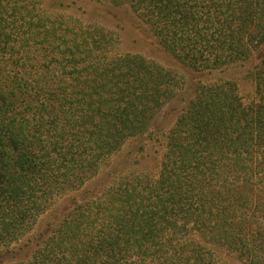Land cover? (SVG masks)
Returning a JSON list of instances; mask_svg holds the SVG:
<instances>
[{"label":"trees","instance_id":"1","mask_svg":"<svg viewBox=\"0 0 264 264\" xmlns=\"http://www.w3.org/2000/svg\"><path fill=\"white\" fill-rule=\"evenodd\" d=\"M96 1L127 6L191 69L258 61L253 95L246 102L229 82L198 91L166 137L157 177L114 174L104 194L71 202L18 264H217L193 233L264 264V0ZM41 3L0 0V248L148 131L170 77L133 58L125 73L107 71L114 89L92 86L82 66L75 83V29Z\"/></svg>","mask_w":264,"mask_h":264},{"label":"rangeland","instance_id":"2","mask_svg":"<svg viewBox=\"0 0 264 264\" xmlns=\"http://www.w3.org/2000/svg\"><path fill=\"white\" fill-rule=\"evenodd\" d=\"M41 9L52 19H62L65 28L75 29L72 33L75 51L69 63L76 68L75 83L83 77L77 69L82 66L86 68L85 75L92 81V86L101 82L103 87L99 89H104L107 85L108 90L114 89L118 81H107V71L112 69L125 73L133 65V58L143 59L146 65L169 73L170 77L161 83V90L165 92L163 103L148 131L128 139L82 187L54 198L48 210L38 217L21 240L0 248V264L29 261L37 246L49 234L52 225L62 218L69 204H83L94 194H104L107 187L103 183L114 174L117 179L157 177L166 152V137L175 128L178 118L188 103L195 99L198 91L229 82L234 84L246 102L251 99L254 91L249 72H252L251 67L258 61L229 70L191 69L174 54L166 51L160 39L153 35L150 26L139 20L127 6L116 8L109 4H99L96 0H42ZM84 35H87V39ZM66 36L64 34L56 46L63 52V57L66 55ZM125 57H132L129 64L122 62L121 58ZM62 64L67 65L65 60ZM191 238L208 249L217 264H246L235 252L204 240L198 234L193 233Z\"/></svg>","mask_w":264,"mask_h":264}]
</instances>
